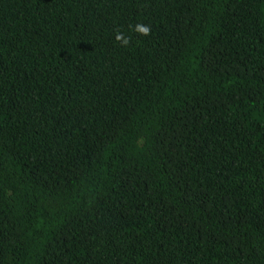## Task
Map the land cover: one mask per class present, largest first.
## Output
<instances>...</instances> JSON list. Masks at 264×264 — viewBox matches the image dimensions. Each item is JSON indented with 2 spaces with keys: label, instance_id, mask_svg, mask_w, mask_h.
Segmentation results:
<instances>
[{
  "label": "trees",
  "instance_id": "16d2710c",
  "mask_svg": "<svg viewBox=\"0 0 264 264\" xmlns=\"http://www.w3.org/2000/svg\"><path fill=\"white\" fill-rule=\"evenodd\" d=\"M0 264H264V0H0Z\"/></svg>",
  "mask_w": 264,
  "mask_h": 264
},
{
  "label": "clouds",
  "instance_id": "9594fccd",
  "mask_svg": "<svg viewBox=\"0 0 264 264\" xmlns=\"http://www.w3.org/2000/svg\"><path fill=\"white\" fill-rule=\"evenodd\" d=\"M139 30H140L141 32H143V33H147V31H148L147 28H140ZM117 39L119 40L120 37L118 36Z\"/></svg>",
  "mask_w": 264,
  "mask_h": 264
}]
</instances>
